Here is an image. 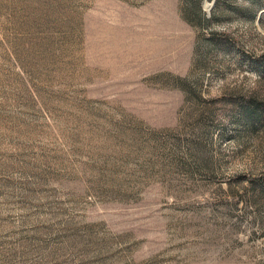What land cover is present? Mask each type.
Segmentation results:
<instances>
[{"label":"rangeland","instance_id":"rangeland-1","mask_svg":"<svg viewBox=\"0 0 264 264\" xmlns=\"http://www.w3.org/2000/svg\"><path fill=\"white\" fill-rule=\"evenodd\" d=\"M0 264H264V0H0Z\"/></svg>","mask_w":264,"mask_h":264}]
</instances>
